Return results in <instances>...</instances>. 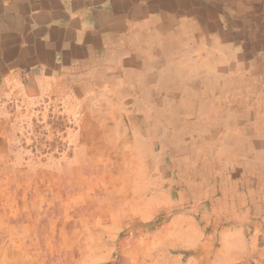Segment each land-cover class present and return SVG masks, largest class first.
Masks as SVG:
<instances>
[{
    "label": "crops",
    "instance_id": "0c3cea01",
    "mask_svg": "<svg viewBox=\"0 0 264 264\" xmlns=\"http://www.w3.org/2000/svg\"><path fill=\"white\" fill-rule=\"evenodd\" d=\"M62 85L146 134L131 206L149 218L119 215L102 264H264V0H0V93ZM10 209L0 264H56L55 238L13 237Z\"/></svg>",
    "mask_w": 264,
    "mask_h": 264
},
{
    "label": "rangeland",
    "instance_id": "374dc122",
    "mask_svg": "<svg viewBox=\"0 0 264 264\" xmlns=\"http://www.w3.org/2000/svg\"><path fill=\"white\" fill-rule=\"evenodd\" d=\"M8 95L0 93V203L8 201L12 210L13 237L55 238L50 243L60 253L56 264H102L109 253L116 256L122 247L118 216L127 222L150 215L147 206H131L135 178L139 182L148 167L135 160L148 150L135 148L133 140L146 134L133 132L126 112L123 118L122 112L75 96L68 85L43 95L19 91L15 101ZM156 151L161 161L165 149ZM27 221L35 224L28 227Z\"/></svg>",
    "mask_w": 264,
    "mask_h": 264
},
{
    "label": "bare ground",
    "instance_id": "6f19581e",
    "mask_svg": "<svg viewBox=\"0 0 264 264\" xmlns=\"http://www.w3.org/2000/svg\"><path fill=\"white\" fill-rule=\"evenodd\" d=\"M120 197V196H119ZM115 215V214H114ZM109 218V217H108ZM104 261V260H103Z\"/></svg>",
    "mask_w": 264,
    "mask_h": 264
}]
</instances>
